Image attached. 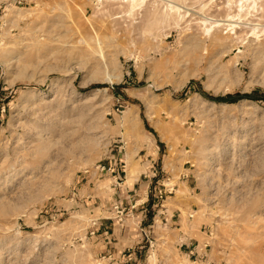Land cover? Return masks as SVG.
Listing matches in <instances>:
<instances>
[{"label": "rangeland", "instance_id": "1", "mask_svg": "<svg viewBox=\"0 0 264 264\" xmlns=\"http://www.w3.org/2000/svg\"><path fill=\"white\" fill-rule=\"evenodd\" d=\"M172 1L0 0V264H264V0Z\"/></svg>", "mask_w": 264, "mask_h": 264}, {"label": "bare ground", "instance_id": "2", "mask_svg": "<svg viewBox=\"0 0 264 264\" xmlns=\"http://www.w3.org/2000/svg\"><path fill=\"white\" fill-rule=\"evenodd\" d=\"M115 1V0H114ZM129 0H122V2H128ZM163 1H165L166 3H167V5L169 6V8H171V6L173 7V9L174 10H177V12L178 13H181V12H184V11H188L189 9L187 8V7H185V6H183V5H181V4H178L177 2H175V1H172V0H163ZM245 2V1H247V2H250V4H251V9L253 10V9H260L261 10V8H260V5H258L257 4V2L255 1V0H241L240 1V3H239V6H238V11H242V9H243V5H242V2ZM121 2V1H120ZM248 4V3H247ZM166 5V10H167V6ZM249 5V4H248ZM248 5H247V7H248ZM205 17V16H204ZM205 19L206 20H208L209 21V19H207L206 17H205ZM220 25L221 26H223V27H229L230 29H235L236 28V26H239L240 27V24L239 23H235L234 21H233V19H227V20H222V21H220ZM244 27H245V25H243ZM247 26V25H246ZM248 28V27H247ZM253 29V27H250V30H252ZM206 36H208V35H206ZM4 50H6L7 51V49L5 48ZM11 51H13L12 49L9 51V48H8V51H7V54H10V57H11V55L13 54V55H15V53H16V51H15V53H13V52H11ZM206 53V49L205 48H203L202 49V54H205ZM6 53L4 54V55H7ZM17 57V56H16ZM5 58V57H4ZM7 59H8V56H7ZM11 58H9L8 59V61L10 60ZM17 60H18V58H17ZM19 61V60H18Z\"/></svg>", "mask_w": 264, "mask_h": 264}, {"label": "built area", "instance_id": "3", "mask_svg": "<svg viewBox=\"0 0 264 264\" xmlns=\"http://www.w3.org/2000/svg\"><path fill=\"white\" fill-rule=\"evenodd\" d=\"M108 171H110L113 174V168H108ZM100 171H104V168H101ZM116 173L115 179L120 178V173L118 172H114ZM171 191L168 189V187L166 186H161V188H159L157 191H154V199L156 202H162L164 201L165 197L167 194H170ZM99 228V227H97ZM96 233H98V229H94L90 231V235L94 236ZM102 234L106 235L107 234V230L105 229ZM103 235V236H104ZM109 258H111L110 256H108ZM133 259L132 254L129 251H126L125 253H122V262L123 264H130L131 260ZM116 264V263H115Z\"/></svg>", "mask_w": 264, "mask_h": 264}, {"label": "crops", "instance_id": "4", "mask_svg": "<svg viewBox=\"0 0 264 264\" xmlns=\"http://www.w3.org/2000/svg\"><path fill=\"white\" fill-rule=\"evenodd\" d=\"M130 170H131V168H130ZM129 170V171H130ZM128 174H129V172H128ZM155 174L154 173H152L151 174V176H154ZM130 176H132V175H130ZM166 186V185H165ZM125 192H127V191H125ZM128 192H131V191H128ZM146 192V191H145ZM154 198V192H153V196H152V201L154 200L153 199ZM147 200H148V193L147 194H145V197H143V199L141 200V201H139V203L138 202H135V204L134 205H132L133 206V208H135V209H140L141 211H140V213H142V212H144V211H146L147 210V208H149V204L148 203H146L147 202ZM162 206V205H161ZM160 212H161V214H168L167 213V209L165 208V207H162V209H160ZM100 226H101V229L103 230V229H106L107 228V223H104V224H100ZM114 229L116 230V228L114 227ZM113 229V230H114ZM118 230V229H117ZM108 233H109V231H108ZM102 235H104V234H102ZM115 239V238H114ZM113 240V239H112ZM111 241L110 240H108L107 242H105V247H107L108 246V248H111V246H112V244L110 243ZM107 253H110V250H108L107 251ZM194 264H203V262L200 260V258H196V261L195 262H193Z\"/></svg>", "mask_w": 264, "mask_h": 264}]
</instances>
